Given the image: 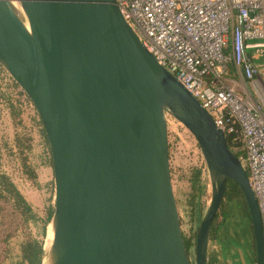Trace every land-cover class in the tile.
Returning a JSON list of instances; mask_svg holds the SVG:
<instances>
[{
	"label": "water",
	"instance_id": "water-1",
	"mask_svg": "<svg viewBox=\"0 0 264 264\" xmlns=\"http://www.w3.org/2000/svg\"><path fill=\"white\" fill-rule=\"evenodd\" d=\"M0 3V71L36 110L54 182L52 241L39 264H191L175 199L168 118L196 140L214 179L197 218L194 263L227 180L250 214L255 264L261 217L247 173L199 102L143 46L115 0Z\"/></svg>",
	"mask_w": 264,
	"mask_h": 264
},
{
	"label": "built area",
	"instance_id": "built-area-1",
	"mask_svg": "<svg viewBox=\"0 0 264 264\" xmlns=\"http://www.w3.org/2000/svg\"><path fill=\"white\" fill-rule=\"evenodd\" d=\"M155 61L230 139L264 239V0H115Z\"/></svg>",
	"mask_w": 264,
	"mask_h": 264
},
{
	"label": "rangeland",
	"instance_id": "rangeland-1",
	"mask_svg": "<svg viewBox=\"0 0 264 264\" xmlns=\"http://www.w3.org/2000/svg\"><path fill=\"white\" fill-rule=\"evenodd\" d=\"M168 138L180 229L185 239L190 241L188 256L193 264L197 220L192 216L189 205L192 170H201L200 180L206 188L198 200L202 215L209 206L214 183L209 178L195 138L170 117ZM11 185L19 197H12ZM0 194V264H29L24 256L29 254L30 246L32 249L41 246V250L50 246L47 241L51 227L48 217L54 206L53 169L36 110L14 81L1 71ZM237 218L239 221L236 224ZM216 222L220 223L221 218ZM254 263L250 223L240 218L237 207L231 210L229 204L219 229L218 241L208 243L207 264Z\"/></svg>",
	"mask_w": 264,
	"mask_h": 264
},
{
	"label": "trees",
	"instance_id": "trees-1",
	"mask_svg": "<svg viewBox=\"0 0 264 264\" xmlns=\"http://www.w3.org/2000/svg\"><path fill=\"white\" fill-rule=\"evenodd\" d=\"M226 140H227V144H228L229 148L231 149L232 146L230 144V139L226 138ZM236 156L239 158L240 154L237 153ZM200 177H201V170L193 169L192 173H191V177L189 179V182H190L189 205H191L190 206L191 207V214L195 220H197V218L201 217V215H202V212H201L202 209L199 206L198 200L204 195L205 189H206L205 185L201 183ZM10 192L12 193L13 198L19 197V193L17 192V190L12 185H11V191ZM0 196H1V194H0ZM229 204H230L231 210L233 208L236 209V207H237L238 211H239L240 218H242L243 220H247L250 223V230L252 233L250 214L248 211V207H247L244 195H243L242 191L240 190V188L234 182L227 180L224 201L221 205L220 212L217 215V217H216V219L213 222V225L211 227V231H210V235H209V241H211V242H217L218 241L219 229L223 225V221L226 218V210H227V207ZM219 217L221 218V222L217 223L216 221ZM234 218H236V215ZM50 219H51V215L48 217L49 221H50ZM238 221H239V218L236 219V224ZM235 228H237V225L235 226ZM183 241H184L185 249L188 253V251L191 247L190 241L185 239L184 236H183ZM252 247H253V250L255 252L253 233H252ZM26 248H25V250H26ZM29 250H30V252L28 254L29 256L27 254H26L27 256H24L25 260L28 261L29 264H39L40 259H41V255H42L41 246H37L36 249H34V248L32 249V247L30 246Z\"/></svg>",
	"mask_w": 264,
	"mask_h": 264
},
{
	"label": "bare ground",
	"instance_id": "bare-ground-1",
	"mask_svg": "<svg viewBox=\"0 0 264 264\" xmlns=\"http://www.w3.org/2000/svg\"><path fill=\"white\" fill-rule=\"evenodd\" d=\"M18 2H19L18 0H0V3L11 6V7L15 8L16 10H20V3H18ZM209 178L212 182H214V179L212 178V176L209 175ZM209 205H210V203H209ZM208 209H209V206L207 207L205 213L208 211ZM52 237H53V234H52V230L50 227L49 232H48V241H47L48 245L51 244ZM44 264H46V260H45Z\"/></svg>",
	"mask_w": 264,
	"mask_h": 264
}]
</instances>
